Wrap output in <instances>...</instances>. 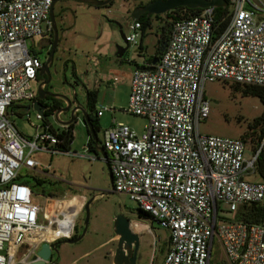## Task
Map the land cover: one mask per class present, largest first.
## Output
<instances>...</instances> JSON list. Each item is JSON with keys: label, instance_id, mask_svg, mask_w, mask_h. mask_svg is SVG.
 I'll return each mask as SVG.
<instances>
[{"label": "built area", "instance_id": "built-area-1", "mask_svg": "<svg viewBox=\"0 0 264 264\" xmlns=\"http://www.w3.org/2000/svg\"><path fill=\"white\" fill-rule=\"evenodd\" d=\"M53 2L0 0V264H14L22 248L33 252L44 242L71 238L81 209L71 208L78 214L65 227L67 208L49 216L47 206L66 200L46 198L42 206L22 179L24 168L52 169L36 154L70 153L58 146L61 131L34 107L38 96L33 84L43 60L29 40L50 37ZM228 2L220 20L214 7L177 20L159 60L154 64L142 57L133 70L125 112L146 117L147 131L139 134L115 119L104 131L101 145L108 152L115 191L129 195L169 231L170 249L162 264H210L215 238L227 264H264V180L246 179L259 176L264 138L247 157L242 138L202 134L199 127L210 114L206 82L264 87V0ZM125 22L126 40L137 47L143 23L129 16ZM22 103L28 109L14 112ZM32 108L42 124L32 123L37 133L27 139L12 115ZM106 110L110 108L97 110L98 117ZM90 152L87 143L82 155L99 158ZM221 202L234 213L241 205L259 204L262 221L252 224L236 218L219 224ZM49 228L58 235L43 236ZM61 228L67 233H59Z\"/></svg>", "mask_w": 264, "mask_h": 264}, {"label": "rangeland", "instance_id": "rangeland-1", "mask_svg": "<svg viewBox=\"0 0 264 264\" xmlns=\"http://www.w3.org/2000/svg\"><path fill=\"white\" fill-rule=\"evenodd\" d=\"M134 5L132 0H114L110 5L104 7L86 5L74 0H60L54 8L59 31V42L51 67L54 92L72 97L76 88L79 90L80 104L84 105L87 101L84 84L93 89L100 87L96 108L97 110L110 108L99 117L101 129L98 132V138L101 144L104 139V131L111 126L113 119L116 122L130 125L139 134L147 131L148 119L146 117L125 112V109L129 107L131 90L127 78L122 73L109 74L104 69L107 64L104 55L109 37L118 36L119 41L123 43L121 29L125 33L127 32L125 15L130 16ZM165 26L166 20L163 15L160 18H153L151 25L147 27L144 33V46L140 50L137 47H130L126 54L119 59L122 61L121 66L130 68L134 62H142V57L148 60L153 58L160 45V38ZM29 44L34 45L35 51L39 52L42 60L46 59V51L51 47L49 36L30 39ZM115 50L117 51V47ZM108 59L117 60L116 52ZM116 78L118 81H115ZM231 84L232 82L223 80L206 82L205 94L210 100V114L205 121L200 123L199 127L202 134L242 138L249 131L250 124L262 114L264 104L259 97L245 96L240 91H234ZM38 87L39 84H33V90L36 94ZM68 116V114L63 113L60 121L65 120ZM12 118L21 134L27 139H32L37 133V128L33 124H42L33 108L24 114L15 113ZM48 121L57 131L62 130L60 122L55 116H48ZM73 131L74 141L70 153L36 154L35 157L45 165L52 164V169L49 172L24 168L22 175L23 179L30 182L34 191V198L42 206L46 205V198L65 199L66 201L78 199L77 205L81 209L76 225H78L80 234L84 230L86 221L85 206L89 199L97 195L89 206L88 227L84 237L75 243H60L58 254L55 253L56 261L53 264L60 263L63 250H65V255H71L74 252L86 253L81 257L79 264H103L106 263L107 255L116 246V243L110 242V238L115 233V218L124 216L132 220V223L134 221L140 222L137 210L139 206L125 193L110 192L111 183L108 167L98 152L93 150L90 152L91 155L99 156L94 160L82 155L86 154L89 140L82 113L74 122ZM251 148V143L247 142V157L252 154ZM35 177L46 179L47 191L45 193L42 186L36 185ZM246 179L257 181L260 178L256 175L246 177ZM66 201H56L55 204L50 207L47 206V208L56 215L58 205L65 204ZM218 216L219 224H229L236 221V213L231 212L228 205L222 202L219 204ZM145 222L151 226L157 237V247H163L169 238V231L161 227L157 221L145 220ZM148 235L153 240V236L149 233ZM64 239L61 238L60 241ZM142 250L148 257L143 261L139 259L137 264H151L154 253L153 247L149 246L148 250L147 248H140V256ZM18 257L15 261L18 260ZM225 262L222 245L215 238L210 264H225ZM155 264H162L160 256L156 258Z\"/></svg>", "mask_w": 264, "mask_h": 264}, {"label": "water", "instance_id": "water-1", "mask_svg": "<svg viewBox=\"0 0 264 264\" xmlns=\"http://www.w3.org/2000/svg\"><path fill=\"white\" fill-rule=\"evenodd\" d=\"M60 0H54L51 10H50V18L53 25V40H52V48L50 50L49 56L47 57L43 67L41 68V74H46L48 76V80L46 82H42L38 87V99L35 102V109L43 114V117L47 118V110L49 106L44 104L42 100H47L49 98H53L56 100H60L65 103L64 106H61L55 111V117L60 121V114L65 113L70 115V119L62 122L65 125H69L77 120L79 116V112H81L85 118V124L88 126L90 133L95 141V151L98 152L101 157L105 160L106 165L108 167L110 183H111V193L115 192L114 187V179L113 172L109 162L108 152L101 145L100 140L98 138L97 132L94 129L93 123L90 119L89 110L87 107L88 103V95L87 101L85 105L77 104L74 106L76 102L75 96L71 97L67 94L56 93L51 90H45L44 84H49L52 81V70L51 67L53 65L54 55L56 52V48L59 42V31L56 24L54 7L56 3ZM86 5H93L97 7H104L110 5L114 0H74ZM139 1V0H133ZM229 5L228 0H154L149 2L145 6L138 7L132 13V17L135 20H140L141 15L146 13L148 16L152 15H164L169 13L170 11L179 8V7H187L189 9H202L206 7H214V8H227ZM122 28V27H121ZM121 37L123 43L117 45L116 55L118 58H122L126 52L130 48L129 42L126 40V34L121 29ZM165 46L162 48V52L165 50ZM159 60V56L153 59V63L155 64ZM28 109V108H27ZM61 122V121H60ZM97 197V195L93 196L89 199L88 203L85 206L86 211V221L83 232L77 237L65 238L63 241H54V242H44L36 251L30 252L27 258H21L15 261L14 264H52V258L54 253L58 254V245L62 242L64 243H75L81 240L87 230L88 220H89V206L91 202ZM114 231L116 235L119 237L118 248L115 254L114 263L115 264H137V261L141 259L139 250H140V234L133 230L132 221L124 216H117L114 222ZM33 254V255H32ZM32 255L31 259L29 257Z\"/></svg>", "mask_w": 264, "mask_h": 264}, {"label": "trees", "instance_id": "trees-1", "mask_svg": "<svg viewBox=\"0 0 264 264\" xmlns=\"http://www.w3.org/2000/svg\"><path fill=\"white\" fill-rule=\"evenodd\" d=\"M199 9H189L187 7H179L176 8L169 13L164 14V18L166 20V26L163 28V34L161 35L160 38V45L157 48V51L154 55L153 58H151L149 61H153L154 58L157 56L162 55V48L165 46V43H167L171 37L172 34V29L173 25L177 20L187 18L193 14H195ZM228 12V9H223V8H217L216 13L218 16V20H220L222 14H225ZM161 15H152V16H146L143 18H140V21L143 23V31H142V36H144L145 30L147 29L148 26L151 25V21L153 18H160ZM228 23V20L221 23L220 27H225L226 24ZM53 40V32L50 35V42L52 43ZM34 52L39 55V52L35 51ZM231 87L234 91H240L243 95L245 96H255L259 97L263 104H264V87H259V86H252V85H244L240 83H235L232 82ZM87 94H88V103L87 107L89 110V115L90 119L93 123L94 129L97 132L100 131L101 125H100V119L97 115V101H98V91L97 90H91L87 89ZM57 103H61L57 101ZM59 108L58 105L54 106L51 108L49 111H47V118L45 119V122L48 121V116L53 114V111L57 110ZM84 122L85 118L83 116ZM75 122V121H74ZM74 122L69 124L67 129H62L61 134L59 135L61 142L58 144L59 148L62 149L64 152H68L71 150V145L74 141ZM88 134H89V148L92 151H95V141L90 133V130L88 126L86 125ZM264 138V110L262 114L255 118L254 122L250 124L249 126V131L246 132L243 136L242 139L245 142H250L252 148H256L257 146L260 145ZM101 143V141H100ZM100 155V154H99ZM257 171L259 174V177L264 180V149L261 151L258 160H257ZM23 179V177H22ZM28 184L30 182L28 180H25ZM35 182L36 185L42 186L43 192L45 193L46 187L45 184L47 183L46 179L40 178V177H35ZM138 216L139 219L141 220H152L155 221V219L145 210L142 208L138 207ZM236 218L238 220H242L248 223L256 224L260 223L263 218V209L262 206L259 204H244L241 205L240 208L238 209V212L236 213ZM80 235V231L78 229V225L75 226L74 234L72 237H77ZM225 264H227L225 262Z\"/></svg>", "mask_w": 264, "mask_h": 264}, {"label": "crops", "instance_id": "crops-1", "mask_svg": "<svg viewBox=\"0 0 264 264\" xmlns=\"http://www.w3.org/2000/svg\"><path fill=\"white\" fill-rule=\"evenodd\" d=\"M126 17H128V15H125V21H126ZM143 37L144 36H142V38L140 40V43L137 46V49H139V50L142 49V47L144 46L143 45ZM118 44H121V42L119 41L118 36L117 37L116 36H110L109 37V43L107 45V50H106L105 55H104V56H106L105 57V61L107 62V64H106V67H104V69H106V72L109 73V74L110 73L111 74L112 73H122L127 78L129 87L131 88V79H132L133 70L137 67L138 64H141L142 62H134L130 68H123V66H121L122 61L119 60L120 58H118L117 55H116L117 60H115V61H112L111 59H108V58H110L112 56V54H114V52H117L115 50V47H117ZM130 47H135V46H130ZM108 61H110V62H108ZM115 81H118V79L117 80L115 79ZM102 82H103V80H102ZM84 86H85L84 90L86 92V95H88L87 94V89H91V90H97L98 91V97H99V92L101 90L100 87H98L96 89H93V88H89L86 84H84ZM130 92H131V90H130ZM73 96H75V99H76V102L74 103V106H76L77 104H80L79 90L78 89H76V88L74 89V94L72 95V97ZM24 108L25 109L28 108V104L15 105L14 108H13V111L21 113V111H23ZM80 113L81 112H79V114ZM62 114H60V117L62 116ZM69 119H70V115L68 117H66L65 120H63L61 122L59 121L62 129L65 127V124H63L62 122L67 121ZM67 126H69V125H67ZM53 204H55V203H49L48 206L50 207ZM51 214L54 215L55 213L53 211H51L50 215ZM78 218H79V215H78ZM138 220H140V222L144 224V225H141L139 227V231H136V232H138L140 234V237H141L140 238V248H144V249L147 248V250H148V247L152 246L153 250H154L153 251L154 253L152 255L151 264H155V260H156V258H158V256H160L161 261L163 263V261L165 259V256H166L167 252L170 249V239L168 238V240L166 241V243H165V245L163 247L162 246L157 247L158 246L157 237H156L155 233L153 232L151 226L149 224H147L145 222V220H141V219H138ZM148 233L153 236V240H151V238L149 237ZM169 237H170V235H169ZM56 241H60V239L56 240ZM115 241H117V242H115ZM110 242L114 243V244L116 243V246L107 255L106 263H103V264H115L114 263V258H115V254H116V251H117V248H118V243H119V237L116 235V233H114L113 236L110 238ZM57 247L59 248L60 246L58 245ZM64 251L65 250H63V254L60 257V263L59 264H62V263L63 264H79V262L81 260V257L86 254V253L79 254V253L74 252L71 255H69V254L65 255ZM30 252L32 253V251H29L28 249L22 248L19 251L18 255H17V256H19L18 260L21 259V258H27L29 256ZM139 252H140V250H139ZM141 253H142L141 254V260L143 261L145 258L148 257V255H146L144 250H142ZM158 253H159V255H158ZM32 255L29 257V260L31 259ZM55 258H56V254L54 253L53 258H52V264L55 263V261H56Z\"/></svg>", "mask_w": 264, "mask_h": 264}, {"label": "bare ground", "instance_id": "bare-ground-1", "mask_svg": "<svg viewBox=\"0 0 264 264\" xmlns=\"http://www.w3.org/2000/svg\"><path fill=\"white\" fill-rule=\"evenodd\" d=\"M81 202V201H80ZM78 204V199L75 198L73 200H67L65 202V204H59L58 207L56 208V211L59 212V211H62L64 208H68L67 209V212H66V219L62 222V224L65 226V227H68L70 226V224L72 223V221L74 220L75 218V215L78 214V209L76 210H73L72 211V207H74L75 205ZM80 205V204H79ZM79 207V206H78ZM50 213H51V210H49L47 208V214L50 216ZM141 225H144L143 223L139 222V221H134L132 223V228L134 231H139V227ZM64 231H67L65 229H60L59 230V233H64ZM67 233V232H65ZM56 235H58V232L57 231H53L52 228H49L48 231L46 233H44L43 236H46L47 238L51 239L53 237H55Z\"/></svg>", "mask_w": 264, "mask_h": 264}, {"label": "flooded vegetation", "instance_id": "flooded-vegetation-1", "mask_svg": "<svg viewBox=\"0 0 264 264\" xmlns=\"http://www.w3.org/2000/svg\"><path fill=\"white\" fill-rule=\"evenodd\" d=\"M151 1H154V0H139V1H133V0H132V2L135 3V5H134V8L132 9L131 14H130L129 17L133 18V17H132V13L134 12V10H135L136 8L141 7V6H145V5H147V4H148L149 2H151ZM146 16H147V14L144 13V14L141 15V18L146 17ZM51 48H52V43H51V47H50V49H47V51H46V53H47L46 59H47V57L49 56V53H50ZM46 59L43 60V65H44ZM42 67H43V66H42ZM42 67H41V68H42ZM41 68H40L39 73H38V75H37V80H36V83H37V84H40V83H42V82H46V81L48 80V76H47L46 74H41ZM52 78H53V73H52ZM43 87H44L45 90L55 91L54 86H53V84H52V81H51L49 84H44ZM37 96H38V94H37ZM57 101H59V102H61V103L59 104V103H57ZM42 102H43L44 104H46V105L49 106V109H48V110H50L51 108H53V107L56 106V105H58L59 108H60L61 106H64V105H65V103H63L62 101H60V100H56V99H53V98H49V99H47V100H42Z\"/></svg>", "mask_w": 264, "mask_h": 264}]
</instances>
